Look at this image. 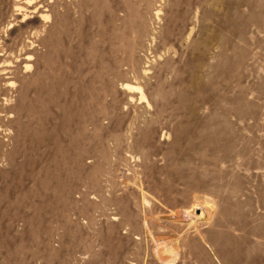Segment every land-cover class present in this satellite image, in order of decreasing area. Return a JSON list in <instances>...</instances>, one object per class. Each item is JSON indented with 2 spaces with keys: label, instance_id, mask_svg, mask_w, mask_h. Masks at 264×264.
Returning a JSON list of instances; mask_svg holds the SVG:
<instances>
[{
  "label": "rangeland",
  "instance_id": "rangeland-1",
  "mask_svg": "<svg viewBox=\"0 0 264 264\" xmlns=\"http://www.w3.org/2000/svg\"><path fill=\"white\" fill-rule=\"evenodd\" d=\"M0 264H264V0H0Z\"/></svg>",
  "mask_w": 264,
  "mask_h": 264
},
{
  "label": "bare ground",
  "instance_id": "bare-ground-1",
  "mask_svg": "<svg viewBox=\"0 0 264 264\" xmlns=\"http://www.w3.org/2000/svg\"><path fill=\"white\" fill-rule=\"evenodd\" d=\"M35 3V2H34ZM28 4V6H30L32 3L31 2H28L27 3ZM37 7V6H36ZM30 8V7H29ZM35 9V8H34ZM39 11H40V8H39ZM36 13V12H35ZM40 14V13H39ZM125 88L128 90V92L129 93H132L133 91H138L139 92V94H140V99H144V96H143V94H142V92H141V89L139 88V87H136V88H133V87H131V86H128V85H126L125 86Z\"/></svg>",
  "mask_w": 264,
  "mask_h": 264
}]
</instances>
